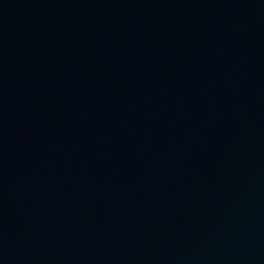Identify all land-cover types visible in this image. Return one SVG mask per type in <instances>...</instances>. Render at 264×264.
<instances>
[{"label": "water", "instance_id": "95a60500", "mask_svg": "<svg viewBox=\"0 0 264 264\" xmlns=\"http://www.w3.org/2000/svg\"><path fill=\"white\" fill-rule=\"evenodd\" d=\"M0 264H264V0H0Z\"/></svg>", "mask_w": 264, "mask_h": 264}]
</instances>
